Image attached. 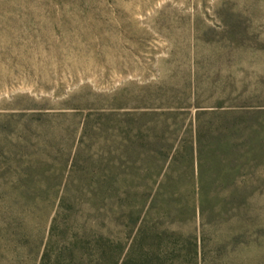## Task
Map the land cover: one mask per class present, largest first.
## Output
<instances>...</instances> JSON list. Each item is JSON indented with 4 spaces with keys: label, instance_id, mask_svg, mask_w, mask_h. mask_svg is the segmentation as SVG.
<instances>
[{
    "label": "trees",
    "instance_id": "1",
    "mask_svg": "<svg viewBox=\"0 0 264 264\" xmlns=\"http://www.w3.org/2000/svg\"><path fill=\"white\" fill-rule=\"evenodd\" d=\"M34 2L0 0V9ZM160 108L89 111L64 139L46 124L78 112H20L18 130H8L15 117L8 116L0 131V264H264L260 166L250 158L247 167L226 164L230 143H246V129L224 122L247 108ZM192 108L193 121L172 135L168 123L188 122ZM147 116L148 130L135 119ZM94 117L114 125L112 160L82 152ZM206 138L225 149L214 165L202 157Z\"/></svg>",
    "mask_w": 264,
    "mask_h": 264
},
{
    "label": "rangeland",
    "instance_id": "2",
    "mask_svg": "<svg viewBox=\"0 0 264 264\" xmlns=\"http://www.w3.org/2000/svg\"><path fill=\"white\" fill-rule=\"evenodd\" d=\"M191 102L247 108L223 121L248 136L230 143L226 164L247 167L252 159L263 182L264 0H38L0 9V131L8 116H15L8 130H18L20 112H78L46 124L64 139L89 111L154 112ZM194 113L168 131L179 137ZM150 117L135 119L148 130ZM113 127L92 118L82 152L112 160ZM215 142L206 138L207 165L225 151ZM188 162L178 159L180 167Z\"/></svg>",
    "mask_w": 264,
    "mask_h": 264
}]
</instances>
